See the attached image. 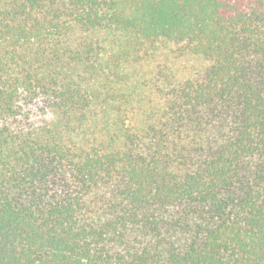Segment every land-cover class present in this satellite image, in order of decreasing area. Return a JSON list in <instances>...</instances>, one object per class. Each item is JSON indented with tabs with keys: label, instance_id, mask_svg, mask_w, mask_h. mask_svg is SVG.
Wrapping results in <instances>:
<instances>
[{
	"label": "trees",
	"instance_id": "1",
	"mask_svg": "<svg viewBox=\"0 0 264 264\" xmlns=\"http://www.w3.org/2000/svg\"><path fill=\"white\" fill-rule=\"evenodd\" d=\"M0 264H264V0H0Z\"/></svg>",
	"mask_w": 264,
	"mask_h": 264
}]
</instances>
